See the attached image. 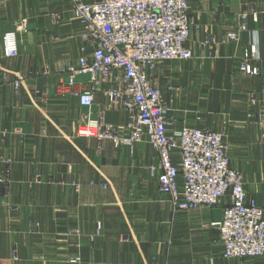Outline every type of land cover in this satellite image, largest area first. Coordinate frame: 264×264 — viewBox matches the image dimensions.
I'll return each mask as SVG.
<instances>
[{
  "label": "crops",
  "instance_id": "obj_1",
  "mask_svg": "<svg viewBox=\"0 0 264 264\" xmlns=\"http://www.w3.org/2000/svg\"><path fill=\"white\" fill-rule=\"evenodd\" d=\"M70 0H0V264H264L262 258L226 260L218 228L228 203L175 210L159 189V155L146 141L116 147L80 136L78 125L103 117L124 131L129 112L105 103L112 80L94 82L95 101L81 105L62 69L87 55ZM189 47L193 57L158 65L152 77L182 125L208 126L226 136L231 166L264 209V142L257 107L264 105V0H196ZM23 18L20 53L4 55V35ZM247 26L237 42L203 54V31L218 38ZM200 27L198 30L196 27ZM256 45L260 74L239 70L244 49ZM20 86L15 87L14 82ZM169 86L179 89L175 96ZM255 96L258 106L251 98ZM79 257L81 260L74 263Z\"/></svg>",
  "mask_w": 264,
  "mask_h": 264
},
{
  "label": "built area",
  "instance_id": "obj_2",
  "mask_svg": "<svg viewBox=\"0 0 264 264\" xmlns=\"http://www.w3.org/2000/svg\"><path fill=\"white\" fill-rule=\"evenodd\" d=\"M70 1L73 17L82 28L81 38L91 51L62 69L67 85L75 87L79 77L89 75V87L72 93L81 105L91 107L95 101L94 82L112 80L113 87L104 91L105 103L110 107L119 105L130 115L124 131L107 125L103 117H87L86 123L76 127V133L112 140L116 147L131 149L146 141L159 155V166L151 165L150 173L155 175L161 169L160 192L169 197L175 210L212 207L229 198L222 219L213 224L219 230L224 259L264 257V209L247 192L243 173L231 166L224 135L205 126L182 125L170 131L173 117L162 90L152 81L158 65L193 57L188 43L195 26L190 8L196 0ZM27 29L28 19L23 18L4 35L6 57L19 55V34ZM246 30L242 23L221 38L204 30L203 54L215 55L218 45L237 42ZM258 50L255 44L244 49L240 72L260 74ZM5 81V74H0V83ZM14 85L18 88L20 82ZM169 89L176 91L173 86ZM251 101L258 104L255 96ZM255 118L263 127L264 139V105ZM8 176V170L0 169V185ZM80 260L76 257L73 262Z\"/></svg>",
  "mask_w": 264,
  "mask_h": 264
},
{
  "label": "rangeland",
  "instance_id": "obj_3",
  "mask_svg": "<svg viewBox=\"0 0 264 264\" xmlns=\"http://www.w3.org/2000/svg\"><path fill=\"white\" fill-rule=\"evenodd\" d=\"M239 66H240V65H239ZM169 87H170V86H169ZM169 87H168V88H169ZM174 88L176 89L175 92L171 91L170 89H169V90H170L174 95H175V94L177 95L178 92H179V89H177L176 87H174ZM176 95H175V96H176ZM257 106H258V105H257ZM257 110H258V111L256 112V115L258 114V112H260L261 107L258 106V107H257ZM256 121H258V120H256ZM257 123H259V122H257ZM259 125H260V123H259ZM260 126H261V125H260ZM205 127H208V126H205ZM261 127H262V126H261ZM210 128H212V127H210ZM212 129H213V128H212ZM214 130H215V129H214ZM216 131H217V130H216ZM218 132H220V131H218ZM262 132H263V127H262ZM220 133H222V134L224 135V139H225V141H226V136H225V134H224L223 132H220ZM261 137H262V133H261ZM262 140H263V142H264V139H263V138H262ZM229 157H230V155H229ZM230 161H231V159H230ZM230 163H231V162H230Z\"/></svg>",
  "mask_w": 264,
  "mask_h": 264
}]
</instances>
